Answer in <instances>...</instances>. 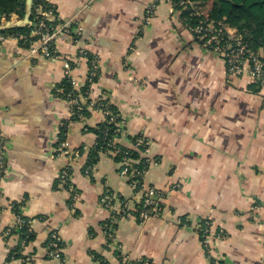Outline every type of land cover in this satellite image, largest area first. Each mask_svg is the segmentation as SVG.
<instances>
[{
  "label": "crops",
  "instance_id": "0c3cea01",
  "mask_svg": "<svg viewBox=\"0 0 264 264\" xmlns=\"http://www.w3.org/2000/svg\"><path fill=\"white\" fill-rule=\"evenodd\" d=\"M153 1L50 0L49 21L68 23L71 34L57 38L56 61L14 39L0 44V264H63L49 257L53 231L66 264H264V84L246 71L230 76L167 0L148 20ZM212 5L202 11L208 15ZM24 20L3 16L0 31ZM81 50L99 59L92 96L125 122L117 143L134 149L136 160L135 142L149 141V155L159 160L137 193L109 151L85 173L104 116L92 111L76 121L56 93L65 61L86 81ZM64 138L83 150L71 173L75 209L60 181L69 162L57 155ZM150 188L168 194L160 215L144 222L114 216L101 203L108 192L138 203ZM18 216L30 221L27 243ZM206 220L219 236L210 253L201 240Z\"/></svg>",
  "mask_w": 264,
  "mask_h": 264
},
{
  "label": "built area",
  "instance_id": "2783aa9c",
  "mask_svg": "<svg viewBox=\"0 0 264 264\" xmlns=\"http://www.w3.org/2000/svg\"><path fill=\"white\" fill-rule=\"evenodd\" d=\"M162 0H154L146 10L147 19L153 15L157 3ZM173 4L172 0H167ZM182 11H186L185 17L182 16L186 27L198 38L202 44L214 49L225 61L227 71L230 76L242 75L245 71L249 73L253 82L256 84H264V57L258 56L252 51L248 43L244 41L243 35L239 34L235 29L221 23L211 20L207 14L196 8L192 0H182L180 2ZM35 20L29 21L28 26L31 27L28 34L18 36L0 33V44L8 39L27 42L28 52L30 54L39 53L49 60H59L60 56L56 53L54 45L60 36H70V25L68 23H59L58 25H50L49 18L54 14V10L50 4V0H40L34 6ZM197 17V24H191L190 20ZM83 59L88 64V74L86 81L82 84L72 75V64L68 61L64 62L65 81L69 83V87L57 88L56 93H63L69 103L72 118L76 121H84L88 114L92 111H99L104 116V125L102 133L109 138L106 150L112 155L117 156L122 153L120 147H114L118 139L125 133V122L119 113L109 105L106 101L97 99L92 96V89L100 76V64L97 56L87 51L80 52ZM82 86L85 90L82 91ZM140 147H142L140 149ZM134 148L140 149V157L125 155L120 163L121 175L126 177L135 191L139 192L142 188V181L151 165L159 163L157 158L151 157L150 142L144 139H138ZM57 155L68 159V164L60 173V181L66 185L70 191L72 208L75 209L79 202V194L76 192L71 183L73 164L82 155V149H74L71 147L67 139H62L58 145ZM138 159V160H137ZM2 161L0 162V170ZM93 166L89 164L85 167V173L91 175ZM168 192L150 188L138 203H134L130 199L122 198L114 193H106L101 198V203L108 209L112 215L122 218L136 217L140 222H144L150 217H157L161 212V201L166 198ZM257 207V206H256ZM255 208V207H254ZM21 225H29L30 221L17 217ZM29 228V226H28ZM30 229V228H29ZM109 240L114 239L110 227L106 231ZM219 239V236L213 235L211 231V222L206 220L201 233V240L204 248L210 253V244L212 239ZM48 250L50 259L66 264L67 260L62 255V240L57 231L51 232L48 239ZM139 264H152L149 260H145Z\"/></svg>",
  "mask_w": 264,
  "mask_h": 264
},
{
  "label": "trees",
  "instance_id": "16d2710c",
  "mask_svg": "<svg viewBox=\"0 0 264 264\" xmlns=\"http://www.w3.org/2000/svg\"><path fill=\"white\" fill-rule=\"evenodd\" d=\"M182 0H172L175 10L181 11V15L185 17L186 11H182L180 2ZM196 8L203 10L204 6L208 3H212V8L208 14V17L216 22H221L233 29L239 34L243 35L244 41L249 44L252 51L258 56L264 57V0H192ZM40 0H34L33 8ZM27 13V0H0V18L3 16L10 17L12 14H18L23 18ZM35 20L34 9L32 11L31 21ZM50 25H53L48 21ZM191 24H197V17L190 20ZM54 26V25H53ZM31 27L28 25L23 27L11 28L0 33L8 35H22L28 34ZM21 44L26 45L27 42L23 39ZM69 83L65 81L64 87H69ZM85 87L82 86V91ZM111 106V105H110ZM104 123L99 127L97 133L99 135L96 147L92 152V158L90 164L97 160L99 152L106 150L107 141L109 138L104 137L102 133V127ZM114 147H120L122 153L115 156L117 161L127 156H133L134 149L126 148L123 145L116 143ZM142 147H140L141 149ZM138 149V153L140 151ZM21 217V216H20ZM22 231V238L25 243L32 239V231L28 228V225H20ZM17 256V255H14Z\"/></svg>",
  "mask_w": 264,
  "mask_h": 264
},
{
  "label": "water",
  "instance_id": "95a60500",
  "mask_svg": "<svg viewBox=\"0 0 264 264\" xmlns=\"http://www.w3.org/2000/svg\"><path fill=\"white\" fill-rule=\"evenodd\" d=\"M33 4H34V0H27V13L25 15L24 22H22L20 24H17V25L7 26L6 28L26 26L29 23V21H31V16H32V11H33ZM4 22H6V19L4 20Z\"/></svg>",
  "mask_w": 264,
  "mask_h": 264
}]
</instances>
